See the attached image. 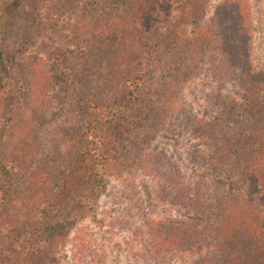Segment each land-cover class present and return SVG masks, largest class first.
Wrapping results in <instances>:
<instances>
[{"label": "rangeland", "instance_id": "obj_1", "mask_svg": "<svg viewBox=\"0 0 264 264\" xmlns=\"http://www.w3.org/2000/svg\"><path fill=\"white\" fill-rule=\"evenodd\" d=\"M157 1L161 14L146 30L141 0H0V161L12 174L0 225L19 223L29 231L40 217L60 221L57 235L67 236L47 240L38 264H80L82 256L93 264L221 263L212 252L180 248L153 260L141 244L147 219L189 216L180 205L168 206L166 191L156 193L154 174L175 171L186 184L214 186L213 177H201L205 156L195 151L206 144L195 132L207 130L197 119L214 117L216 94L237 98L231 82L224 85L207 70L214 65L208 47L198 58L187 50L191 32L226 0H196L202 14L187 23L180 42L169 3ZM245 1L248 62L257 72L264 70V0ZM231 20L227 14L226 24ZM136 69L143 73V101L129 114L132 134L114 153L103 188L88 194L92 187L80 186L77 166L93 127L80 99L90 94L104 106L120 101ZM80 201L88 205L83 220L76 216ZM12 238L19 240L16 233ZM7 245L0 243V259Z\"/></svg>", "mask_w": 264, "mask_h": 264}, {"label": "trees", "instance_id": "obj_2", "mask_svg": "<svg viewBox=\"0 0 264 264\" xmlns=\"http://www.w3.org/2000/svg\"><path fill=\"white\" fill-rule=\"evenodd\" d=\"M165 1L169 3L167 12L174 14L173 34L180 42L186 39L187 23L198 18L204 7L197 6L196 0ZM157 3V0L139 3L138 11L143 17L140 26L146 30H149L147 24L153 22L150 28L154 26L157 19L154 15L161 14L156 9ZM246 5L245 0H226L214 12L212 20L191 32L193 45L187 48L188 52L198 58L202 49L208 47L214 65L210 64L207 70L220 83L231 82L237 98L216 94L214 117L206 121L197 119L198 125H204L207 130L206 135L199 130L195 132L205 138L206 144L204 152L195 151L205 156L201 177H213L214 186L186 184L175 171L153 175L156 193L166 191L172 200L168 206L180 205L189 214L181 219H147V238L141 244L146 256L153 260L165 259V255L180 248L179 252H197V255L202 250L212 252L213 260H219L220 264H264V70L256 72L248 62L251 23ZM227 14L232 25L225 22ZM142 75L136 69L128 81L126 94L111 105L99 104L90 94L80 99L93 127L86 145L80 147L77 166L80 186L92 187L88 194L94 195L103 188V176L114 153L118 152L121 140L132 134L134 122L128 118L132 117L129 115L132 109L136 111L137 104L143 101ZM0 174L6 183L0 186L1 214L12 185L11 171L1 161ZM79 204L80 213L76 216L83 220L84 207L88 205L81 201ZM38 218L29 231H21L19 223L13 225L17 229L12 223L0 225V243L8 244L7 253L0 259L3 264L41 263L44 260L41 256L50 246L47 240L53 241L58 236L63 242L66 240V233L57 235L60 221ZM12 233L19 240H14ZM84 247L81 252L90 254ZM76 261L93 264L83 256Z\"/></svg>", "mask_w": 264, "mask_h": 264}]
</instances>
